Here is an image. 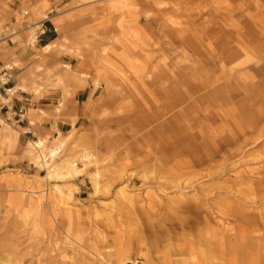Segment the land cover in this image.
Returning <instances> with one entry per match:
<instances>
[{"label":"rangeland","instance_id":"obj_1","mask_svg":"<svg viewBox=\"0 0 264 264\" xmlns=\"http://www.w3.org/2000/svg\"><path fill=\"white\" fill-rule=\"evenodd\" d=\"M55 4L53 52L74 66L59 82L91 85L95 96L75 141L47 147L60 151L54 163L71 157L85 171L50 179L27 154L40 138L9 126L19 132L12 147L0 126V264H264V188L237 174L264 171V132L215 179L177 168L210 155L200 143L214 119L264 123V0H0V31L9 6L22 29ZM210 127L207 150L219 142L215 129L234 138ZM98 173L109 183L99 193ZM57 188L72 198L59 204ZM123 189L134 196L126 210Z\"/></svg>","mask_w":264,"mask_h":264},{"label":"crops","instance_id":"obj_2","mask_svg":"<svg viewBox=\"0 0 264 264\" xmlns=\"http://www.w3.org/2000/svg\"><path fill=\"white\" fill-rule=\"evenodd\" d=\"M8 10L9 17L4 20L6 30L0 31V61L14 66L12 82L23 92L18 99L27 110V122L19 128L30 130L34 139L64 136L85 120L84 109L95 96V89L91 85L74 89L73 82L64 88L59 82L65 76L63 67H72L73 63L67 64L66 56L53 52L52 35L57 30L51 18L59 10L58 4L43 18L30 15L24 18L22 29L16 27L18 10L10 6ZM32 30L35 35H31ZM42 39L44 45L40 44ZM48 46L50 49L46 51Z\"/></svg>","mask_w":264,"mask_h":264},{"label":"bare ground","instance_id":"obj_3","mask_svg":"<svg viewBox=\"0 0 264 264\" xmlns=\"http://www.w3.org/2000/svg\"><path fill=\"white\" fill-rule=\"evenodd\" d=\"M50 49V46L46 47L45 50L48 51ZM14 78V77H13ZM96 86H99V82L96 81L95 82ZM147 88H149V85H147ZM155 92V91H154ZM68 94V93H67ZM156 94V92H155ZM213 96V95H211ZM57 111L60 112V107H58ZM158 117V115L156 116ZM204 118H199L198 122L203 124V126L206 125L207 121L204 122ZM232 118V117H231ZM230 117H221V120L218 119H214L212 122V124L208 125V128L203 129L202 132V137L201 139L204 140V142H201L200 147L206 152H210V155H208L206 158H201V159H197V161H199L198 163H193L191 164V162H189L188 160H184L182 162L186 163H182L179 165L177 164V168H180V170L183 171H188L191 168H196L199 167L202 173H205L204 177H208L211 179H215L217 178V174H226L227 172V168L225 166V163L227 162V160L230 159H234L237 156H240L245 148V144H246V139L247 137H254V140L252 142L253 145L257 144L259 142V140L263 137L262 134L264 132V123L261 120H257V121H249L248 118L245 117H240L243 118L242 120L239 119V121L237 122L235 120V124L230 123L229 121L231 120ZM233 121V120H232ZM210 125L212 127L219 125L220 127H224V131H230L232 132V135L234 136V138L232 140H224L222 139L221 136V132L217 131V129H215L213 132H216V134H218L219 136V142H216L215 144V148H213V151L211 149L208 148L205 149L204 144H206L210 139L206 140V134L210 132V130H212V128L210 127ZM220 127H217L218 129ZM211 128V129H210ZM11 132V135L8 136V132ZM4 136L3 139L7 140L8 143L12 146L15 147L18 143V136H19V132L17 130H12V128H10L9 126L7 128L4 129ZM216 135L213 134V137H215ZM76 139V135L75 132L72 131L68 136L63 137L60 136L58 138V140L61 142V147L65 148L68 144L74 142ZM236 146V151H231V147ZM29 151H27V154L31 157V159L34 161L35 165L38 166L40 169H49L48 171V177L50 179H58V180H65V179H73L79 176H82L85 168L84 169H79L76 164L75 161H73V158L68 157L67 159H63L62 161H60L59 163H54V160L56 158V156L59 154V149L57 150H50L47 147V141L46 139H39L38 141H32L29 142ZM260 149H262L261 151L264 152V146L260 147ZM223 153V154H221ZM252 153L248 154V156L244 159L246 160L247 158H252L253 155H251ZM259 154V153H256ZM221 157V160L223 161L222 163H219V165L215 166V164H217L216 156ZM83 159H89L90 157L87 158V156H84ZM255 159H257V157H255ZM86 167V166H85ZM173 171V170H172ZM221 173H219V172ZM237 174H240L239 179L243 180V181H249L250 177L251 180L253 181L254 178H258L257 180H255V182L252 183H248L246 182V185H253V186H257L258 188H264V171L263 170H259V169H253V170H249V171H238ZM95 178L94 180V184H95V191L97 193L102 192L104 188L108 187L109 183L108 180H102V178H104V176L102 174H95L94 176ZM109 179V177L107 178ZM111 180V179H110ZM109 180V181H110ZM105 182H107L106 184H104ZM174 185V184H173ZM178 185V184H177ZM226 190V193L232 194L234 192V189H230L229 188H223V190ZM57 192L55 195V199L59 204H64L65 200L67 199H71L72 195L71 194H65L63 193V191L60 188H57ZM228 194V195H229ZM119 199L118 201L120 202L119 204V208L121 210H126L128 208L131 207V205H133L134 203V196L133 194H129L127 190L123 189L121 190L119 193ZM189 203V202H188ZM225 203V202H224ZM226 205L228 203H225ZM189 207H193L194 209H196L198 211V213L201 214V211L204 210H209L210 206L203 204V203H195L193 206H191V204L189 203ZM2 250V247H1ZM1 255V253H0ZM0 258H3L2 256H0ZM8 261L11 263L8 264H13V261L11 258H8Z\"/></svg>","mask_w":264,"mask_h":264},{"label":"built area","instance_id":"obj_4","mask_svg":"<svg viewBox=\"0 0 264 264\" xmlns=\"http://www.w3.org/2000/svg\"><path fill=\"white\" fill-rule=\"evenodd\" d=\"M14 73L11 63L0 61V126L20 127L27 122V110L18 99L22 89L12 82ZM25 134H31L30 130Z\"/></svg>","mask_w":264,"mask_h":264}]
</instances>
